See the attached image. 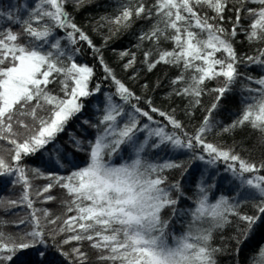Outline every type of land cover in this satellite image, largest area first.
Instances as JSON below:
<instances>
[{"label":"snow or ice","instance_id":"snow-or-ice-1","mask_svg":"<svg viewBox=\"0 0 264 264\" xmlns=\"http://www.w3.org/2000/svg\"><path fill=\"white\" fill-rule=\"evenodd\" d=\"M68 2L31 0L25 6L28 9L26 17L17 14L19 9L16 12L0 9V18L9 25H19L18 30L0 26V141L11 145L8 149L0 145V153L10 151L14 161L8 164L0 154V174H17V181L24 185L21 201H9L11 207L26 202L28 208H33L35 201L29 196L32 185L27 172L32 171L36 178L42 175L40 169L20 166L22 158L55 144L58 134L82 112L81 98L100 92L99 85L94 92L89 90L94 70L75 62V54L79 52L75 45L85 41L97 54H100V48L73 22L65 8ZM72 2L78 11L85 0ZM201 8L214 14L202 13L198 10ZM225 12L235 13L234 21L229 17L233 25L231 30L223 26ZM242 12L245 19L251 18L248 28L241 23ZM133 16L155 20L147 31L141 32L136 45L141 48L146 41L153 45L154 50L144 52L143 63L148 72L160 64L180 69V74L171 81L172 94L187 99L192 107L200 105L201 97L207 91L215 92L216 97L207 109L202 125L194 135H188L174 115L154 107L150 99L146 101L147 110L138 107L141 97L115 77L100 54V64L107 74L105 79L110 78L116 89L106 96L103 115L98 125H93L100 131L94 141L89 142V160L67 176H49L52 183L36 193L40 197L59 186L72 197L65 204L67 212L76 214L68 216L58 229L53 230V240L56 235L71 233L59 242L57 250L66 258L71 257L73 264H86L88 255L81 251L85 241L98 252V260L108 264H217L216 257L228 249L226 243L220 247L212 244L213 233L222 230L231 222L229 217L234 216L245 225L238 227V236L232 237L237 245L234 255L238 257L241 245L251 238L254 228L264 224V216L260 215L264 214V175L245 178L244 174L256 173L264 169V164L250 163L231 149L225 150L207 142L206 134L213 128L211 116L220 99L243 75L238 71V65L264 68V47L256 49V55L238 56L233 44L237 29L250 44H264V0H154L147 6L145 0H126L119 15L101 19L117 25L119 31L131 27ZM57 30L66 31L67 41L72 45L71 53L56 38ZM110 38H106L105 43ZM162 40L171 41L172 50L161 49ZM217 53L222 55L218 58ZM128 55L127 51L121 53L122 58ZM135 61L136 55L132 53L124 65L125 70L133 67ZM246 79L259 87H244L249 95L242 98L243 112L232 124L222 128V132H231L247 123L264 134V77L248 76ZM212 80L220 86L209 90L205 82ZM115 98L120 102L117 103ZM125 106L131 112H126ZM153 114L164 117L173 129L180 130V134L167 131V125L155 128H150L147 123L140 125V118L153 121ZM141 131L147 132L143 142L137 138ZM73 142L78 148L82 143L74 137ZM128 145L133 146L134 156L120 157L125 162L113 165L110 157L127 152ZM168 145L194 153L200 149L210 157L208 163L221 159L231 161L228 168L259 198L254 205L258 215L242 214L239 200L232 202L221 196L211 202L209 192L214 186L201 181L197 185L196 206L188 210L190 220L186 231L179 237L170 233V221L161 214L166 208L175 213L178 199L172 193H181V189L179 182L169 184L164 172L184 165L178 162L153 163L144 155L146 149ZM56 150L61 151L60 148ZM194 158L204 160L205 155H195ZM64 159L67 160L66 153ZM44 199L47 202L55 197L48 195ZM3 204L0 201V207ZM37 211L40 210L32 211L30 220L19 221V224H31L32 230L24 232L18 239L0 230V264H13L17 253L46 245ZM49 215L50 212L44 210V217ZM59 219L56 217L48 222L55 225ZM4 223L0 220V226ZM169 236L173 237L172 244ZM73 242L76 246L70 253L62 251L63 245ZM40 255L43 257L44 251ZM258 261L264 264V244L258 255L250 258V264Z\"/></svg>","mask_w":264,"mask_h":264},{"label":"trees","instance_id":"trees-1","mask_svg":"<svg viewBox=\"0 0 264 264\" xmlns=\"http://www.w3.org/2000/svg\"><path fill=\"white\" fill-rule=\"evenodd\" d=\"M154 0H145L146 6L151 5ZM31 0H0V9L10 10L16 12L21 17L27 15V5ZM126 0H85V3L80 6L77 11L76 5L69 0L65 5L66 11L73 18L76 23L92 40L93 44L100 48V54L103 60L112 69L115 77L125 83L137 96L141 97L138 107L147 110L148 105L146 101H152V105L165 113L174 115L175 118L183 125V132L188 135H194L197 129L202 125L204 117L207 115V109L211 107L215 100L216 93L207 91L201 97V103L198 107H192L188 100L172 94L171 81L180 74V69L165 64L157 65L152 71L148 72L145 67L144 52L153 49L151 42L146 41L141 48H137L139 43L138 36L143 31H147L155 20L136 19L133 16L131 27L120 28L117 31V25L110 24L107 20L101 19L107 17L112 19L120 14L122 5ZM231 7V5H230ZM199 11L207 12L209 16L214 13L207 9L201 8ZM235 20L234 12H225V19L223 26L231 30L232 22ZM218 22V21H217ZM251 18L245 19V14L241 13V23L245 28H248ZM0 26L13 27L14 30L19 29V25H9L3 18H0ZM237 36L233 40V44L238 56L256 55V49L264 47V44L249 43L245 35L237 29ZM107 42L105 43L106 38ZM56 38L60 39L62 45L71 53L72 45L67 41V33L64 30H57ZM79 52L75 54V62L81 65L92 67L94 75L89 81L88 88L94 92V89L99 85L100 92L94 93L87 98H81L84 108L82 112L71 119L65 130L58 134L55 144H49L46 149H41L35 155L23 157L19 162L20 166L25 169H40L42 175L36 178L32 171L27 172V177L32 185L29 189V196L35 201L33 208H28L26 202H21L16 207H11L9 204H3L0 207V220L5 223L0 226L6 234H11L17 239L21 234L32 230L31 224H19L20 220L28 221L31 218V213L34 210L36 215L40 217V224L44 229L46 245H37L16 254L13 264H73L71 257H65L61 251L57 250L59 242L64 239L66 235H56L53 240L54 229L63 224V221L68 216L75 215V212H67L65 202L71 201L72 197L67 194L65 189L59 186L53 187L50 193H44L43 196L37 197L36 193L43 189L44 186L52 183L49 176H67L77 167H82L89 160V142L94 141L100 129L93 127L98 125L99 118L103 115V107L106 96L115 92L116 85L109 78L105 79L107 75L104 68L100 64L96 52L91 49L87 42L80 41L75 45ZM159 47L165 50H172L174 47L171 41H161ZM127 51L128 56L121 57V53ZM132 53L136 55L135 65L125 70L124 65L130 59ZM222 54L217 53L219 58ZM238 71L243 75L231 86V90L224 94L220 99L217 109L212 113L211 121L213 128L207 132V142L213 143L225 150H233L242 159L257 165L264 164V134L259 130L253 129L250 124H245L238 127L231 132H222L221 129L232 124L243 112L244 104L242 98L248 96L249 93L244 91L245 86L252 88L259 87L255 83H250L246 77L252 76L255 78L264 77V68L259 66H245L238 65ZM138 73V75H137ZM135 77V78H133ZM223 78H221L222 80ZM148 87L144 88L143 85ZM205 86L211 90L220 86L216 80L206 81ZM51 87V86H50ZM179 87V86H177ZM56 91H59V86H56ZM119 103V99L115 98ZM136 103V101H132ZM126 112H131V109L125 106ZM153 121H147L145 118H140V125L147 123L150 128L167 125L166 130L169 132L176 131L180 134V130H175L164 117L158 114H153ZM88 121V123H84ZM158 122V123H157ZM147 132L141 131L137 133V138L143 142L146 138ZM73 137L81 141L78 148L77 144L73 142ZM3 148H11L4 141H0ZM57 148L61 151L57 152ZM67 154V160L64 159V154ZM4 156L8 164H13L12 153L10 151H2L0 153ZM128 155L134 156V149L132 145H128L127 152H121L118 155L110 157V162L119 166L125 162ZM145 158L153 163H167L178 162L184 165L183 168L165 170L164 175L167 177L169 184L179 182L181 193L173 192V197L178 199L175 206L176 211L166 208L162 212V217L170 221L168 231L174 236H181L187 229V224L190 220L188 210L193 209L197 196V185L203 181L205 185L211 184L214 187L209 192V199L211 202L224 196L232 202L239 200L241 206L239 211L242 214L258 215L254 205L259 202V198L242 184V181L237 177L233 171L228 168L231 161L225 162L222 159L215 163H208L210 157L204 154L200 149H196L195 153L188 149H175L170 145L161 146L153 149H146ZM195 155H205L204 160L195 159ZM120 157H125L121 159ZM106 159H109L106 157ZM70 161V162H69ZM245 178L252 176L264 175V169L256 173H245ZM24 195L23 182L17 181V174H0V201L8 197L9 201H21ZM52 195L55 197L52 201H45V197ZM44 210H48L50 215L45 218ZM264 216V214H260ZM60 217L53 225L48 221ZM230 223L222 230H217L213 233L212 244L220 247L227 244V252L216 257L217 264H250V258L258 255L260 247L264 244V224L254 228L252 236L241 245L240 255H234V250L237 245L232 237L239 235L237 229L243 228L245 225L236 217L230 216ZM207 225H205L206 227ZM7 242V241H6ZM169 243H173V237L169 236ZM76 246L75 242L62 246L63 252H71L72 248ZM44 251L43 257L40 253ZM81 251L86 252L88 260L86 264H108L107 261L98 260V252L91 248L89 242L85 241L81 247ZM259 264V261L257 262Z\"/></svg>","mask_w":264,"mask_h":264},{"label":"rangeland","instance_id":"rangeland-1","mask_svg":"<svg viewBox=\"0 0 264 264\" xmlns=\"http://www.w3.org/2000/svg\"><path fill=\"white\" fill-rule=\"evenodd\" d=\"M9 198L8 197H5V199L3 200V202L5 203V204H8V202H9Z\"/></svg>","mask_w":264,"mask_h":264}]
</instances>
